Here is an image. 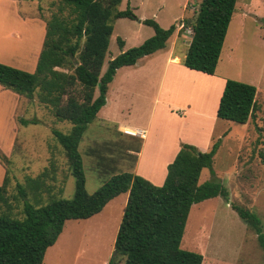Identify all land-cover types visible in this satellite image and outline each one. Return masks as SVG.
I'll use <instances>...</instances> for the list:
<instances>
[{"label": "rangeland", "instance_id": "obj_1", "mask_svg": "<svg viewBox=\"0 0 264 264\" xmlns=\"http://www.w3.org/2000/svg\"><path fill=\"white\" fill-rule=\"evenodd\" d=\"M195 1L121 0L115 7L114 11H124L129 6L134 19L113 22L101 74L121 51L138 47L153 36V29L139 20H153L162 29L175 23L176 29L166 50L142 58L134 67L117 70L108 88L107 104L87 125L78 145L85 189L92 194L113 175L123 172L141 177L144 173L159 174L151 179L154 185L160 186L163 163L171 154H167L164 146L180 139L201 152H208L219 140L212 167L202 170L199 183L216 178L227 189L228 202L216 197L193 205L186 220L181 248L201 254L202 264H264V252L254 231L231 208L233 204L252 211L264 225V165L259 158V153L264 151V0L236 1L213 78L171 67L164 75L168 77L163 79L168 52L177 57L179 66L183 67V46L191 38V32L181 21L195 17L201 0ZM55 3L49 12H54ZM16 9L43 18L45 22L50 18L41 0H27L11 6L12 12ZM19 23L22 22L13 13L0 18V63L32 73L37 61L34 54L42 46L45 28L30 23L24 27ZM7 29L19 30L21 34L18 37L9 35ZM117 38L124 43L122 50ZM177 59L172 61L178 62ZM174 75H177L175 81ZM227 79L256 87L257 109L245 125L216 117L223 91L221 83ZM191 91L199 96L189 98L187 94ZM97 94L96 91L95 97ZM166 99H170L172 105L195 103L194 111L185 108L182 115L180 109L174 108L169 112L164 103ZM21 119L35 120V123L24 125ZM121 125L149 127L146 150L136 165H133L134 156L128 155L127 150L137 151L141 138L124 137L134 135L130 133L134 130L121 128ZM70 128L71 124L57 121L51 108L39 103L36 96L29 100L0 88V185L6 176L9 197L1 213L22 218L23 200L17 185L25 186L28 178L45 170L48 173L44 177L46 188L39 199L26 189L29 203L41 205L51 198L69 200L73 197L74 177L61 146L51 133L52 129L67 133ZM148 152L152 156L147 157ZM49 173H54L52 178ZM126 202L127 194H122L96 216L67 221L56 243L46 250L43 264H108L114 254V241Z\"/></svg>", "mask_w": 264, "mask_h": 264}, {"label": "trees", "instance_id": "obj_2", "mask_svg": "<svg viewBox=\"0 0 264 264\" xmlns=\"http://www.w3.org/2000/svg\"><path fill=\"white\" fill-rule=\"evenodd\" d=\"M237 0H201L193 19L182 20L191 30L183 59L189 70L214 75ZM121 0H59L45 22V35L32 73L0 63V87L26 99H36L51 108L57 121L71 124L67 133L52 129L74 177V193L69 200L51 198L45 204L29 203V189L37 199L46 188L45 170L17 185L23 200V217L0 212V264H43L46 250L53 246L67 221L87 220L104 206L127 193L114 254L108 264H202L199 253L181 248L190 208L208 199L221 197L228 202L227 189L216 178L199 183L203 169H211L219 140L208 152L182 144L167 165L164 182L156 186L141 176L123 172L113 175L97 191L88 194L78 145L88 124L106 105L110 83L118 69L134 66L140 59L166 47L175 23L162 29L153 20L142 23L153 29V36L108 62L101 74L117 19H134L129 6L114 11ZM53 5V4H52ZM122 49L124 43L117 38ZM98 92L95 97V92ZM256 87L227 79L216 110L217 119L245 125L256 106ZM22 124L35 123L23 120ZM264 165V151L259 153ZM53 167L54 165L51 164ZM213 174V171H211ZM50 178L54 173H49ZM56 175V174H55ZM56 178V176H55ZM9 203L7 178L0 185V210ZM238 217L251 228L264 252V225L252 211L231 205Z\"/></svg>", "mask_w": 264, "mask_h": 264}, {"label": "crops", "instance_id": "obj_3", "mask_svg": "<svg viewBox=\"0 0 264 264\" xmlns=\"http://www.w3.org/2000/svg\"><path fill=\"white\" fill-rule=\"evenodd\" d=\"M27 0H0V18H4V16L6 15V13L8 14V15H10V13L12 14H15V16H16V18H18V20L20 21V22H22V23H19V24H24V27H26V25H27V23H30V24H32V26H38L40 29H42L43 27L45 28V21L43 20V18L42 19H38V18H36L35 16H33V14H31V13H26L25 11H23V12H21L20 10H18V9H16V10H14L15 11V13L14 12H12L11 11V6L13 5V6H15V5H21V3H24V2H26ZM29 1H34V0H29ZM38 1V0H37ZM42 2H45V8H46V12L47 13H49L48 15H51L52 14V12H49L48 10H53L54 8H53V6H52V3L53 2H56V4L58 3V1L59 0H41ZM189 1V0H188ZM195 2H199L198 0H196ZM186 3H188V2H186ZM186 3H184V9H185V11H186ZM236 5V4H235ZM38 4L36 3V8H38ZM132 11V10H131ZM179 19H182V18H179ZM143 20H140L139 22H142ZM231 21H232V19H231ZM230 25V24H229ZM23 27V30H26V28H24ZM229 28V27H228ZM189 29V28H188ZM8 30V33H9V35H11V34H14V36H19L20 34H21V32L19 31V30H16V29H7ZM228 31V30H227ZM44 35H45V33H44ZM226 35H227V33H226ZM226 38V37H225ZM44 39V38H43ZM171 39V38H170ZM169 39V40H170ZM169 40H168V42H169ZM189 41H190V38H189V40H188V42L187 43H185V45L183 46V48L185 49V52L183 53V55L181 56V63H182V65H183V59H184V56H185V53H186V50H187V47H188V44H189ZM168 42H167V44H166V47H165V49H163V50H166L167 48H168ZM41 43H43V41L41 40ZM224 44V43H223ZM42 47V46H41ZM223 48V47H222ZM40 50H41V48H38V50L36 51V53L34 54V60H37L38 59V56H39V53H40ZM122 50V49H121ZM163 50H160V51H163ZM160 51H157V52H160ZM121 52H124V51H121ZM157 52H155V53H157ZM154 53V54H155ZM221 53H222V51H221ZM153 55V54H152ZM151 56V55H150ZM221 56V55H220ZM148 57V56H147ZM145 58V57H144ZM173 59H177V57H172L171 56V52H168L167 54H166V59H165V63H164V69H163V76H162V78L164 79V78H166V77H168V76H164L165 75V72L167 71H169L170 70V68L171 67H173V68H175L176 69V71H180V72H188V73H192V74H194V75H198V76H202V75H207V74H204V73H201V72H197V71H193V70H189V69H187L186 67H184V65H183V67H181V66H179V62H180V60L179 59H177V61L178 62H173L172 60ZM141 60V59H140ZM139 60V61H140ZM220 60V59H219ZM138 61V62H139ZM137 62V63H138ZM36 63H37V61H36ZM137 63L135 64V65H137ZM219 63V62H218ZM134 65V66H135ZM134 66H130V67H134ZM218 66V65H217ZM123 68H127V67H123ZM121 69V68H120ZM119 70V69H118ZM117 73V72H116ZM215 74V73H214ZM176 76L177 75H174L173 76V80L175 81L176 79ZM211 77V78H213V75H207L206 77ZM215 79V78H214ZM225 81L226 80H222V83H221V90H223V88H224V85H225ZM1 88V87H0ZM2 89V88H1ZM3 90V89H2ZM3 91H6V90H3ZM172 94V93H171ZM171 94H170V97H171ZM257 94V93H256ZM188 95V97L189 98H191V97H197V96H199V94L198 93H195L194 91H191L189 94H187ZM158 101V99L155 101V102H157ZM164 103L168 106V108H167V110H169V112H172V109H174V108H177V109H180V111L179 112H181L180 114H185L184 112H185V108H187L188 110H190V111H194V108H193V106H194V104H191V103H184V104H182V105H180V104H177V105H172V103H171V101H170V99H166V101H164ZM106 104H107V97H106ZM173 106H176V107H173ZM195 115V114H194ZM123 127H127V128H130V129H133L134 131H132V133H135V132H137V134H135V135H130V136H124V137H128L129 139L130 138H134V137H139V138H141V142H140V146L138 147V150L137 151H131V150H127V154L129 155V154H132L133 156H134V163H133V165H136V164H138L139 163V158H141V157H143V155H144V152H145V150H146V142L147 141H149V135H150V131H149V127H147V128H140V127H131V126H126V125H121V128H123ZM124 131V130H123ZM139 132V133H138ZM127 134V133H126ZM144 134V135H143ZM213 134V133H212ZM129 135V134H128ZM213 136V135H212ZM180 143H182L181 141H180V139H178V141H176L174 144H170V145H167V146H164V149H165V151L167 152V154H170V156H169V159H167L166 160V162L165 163H163V173L162 174H160V179H159V183L158 184H163V182H164V179H165V176H166V173H167V165L168 164H170L173 160H174V158H175V156H176V154L178 153V151L180 150ZM182 144H188V143H182ZM189 145H191V144H189ZM209 146H210V143H209ZM166 147H168V149L166 148ZM194 147H196V146H194ZM169 148H171V149H169ZM197 148V147H196ZM198 149V148H197ZM199 150V149H198ZM200 151V150H199ZM147 154V157H150V156H152L149 152L148 153H146ZM154 154V153H153ZM135 175V174H134ZM141 175H143L144 177V179H146V180H150L151 181V183L153 182L154 183V181L151 179L152 178V176H155V177H159V174H158V176L157 175H153V174H141ZM139 176V175H138ZM154 179V178H153ZM155 180H156V178H155ZM149 181V182H150ZM152 183V184H153ZM125 194H127V193H125ZM122 195V194H121ZM120 196V195H119ZM127 196H128V194H127ZM118 197V196H117ZM115 199V198H114ZM113 200V199H112ZM111 200V201H112ZM111 201H109L105 206H104V208L106 207V206H108L109 205V203L111 202ZM103 208V209H104ZM102 209V210H103ZM98 214H100V213H98ZM98 214H96V215H98ZM95 215V216H96ZM44 257H45V255H44ZM44 260V259H43Z\"/></svg>", "mask_w": 264, "mask_h": 264}, {"label": "bare ground", "instance_id": "obj_4", "mask_svg": "<svg viewBox=\"0 0 264 264\" xmlns=\"http://www.w3.org/2000/svg\"><path fill=\"white\" fill-rule=\"evenodd\" d=\"M130 133H132V132H130ZM132 134H134V135H135V134H137V132H135V133H132ZM143 135H144V134H143Z\"/></svg>", "mask_w": 264, "mask_h": 264}, {"label": "built area", "instance_id": "obj_5", "mask_svg": "<svg viewBox=\"0 0 264 264\" xmlns=\"http://www.w3.org/2000/svg\"><path fill=\"white\" fill-rule=\"evenodd\" d=\"M190 32H191V30H190Z\"/></svg>", "mask_w": 264, "mask_h": 264}, {"label": "water", "instance_id": "obj_6", "mask_svg": "<svg viewBox=\"0 0 264 264\" xmlns=\"http://www.w3.org/2000/svg\"><path fill=\"white\" fill-rule=\"evenodd\" d=\"M140 21V20H139Z\"/></svg>", "mask_w": 264, "mask_h": 264}]
</instances>
